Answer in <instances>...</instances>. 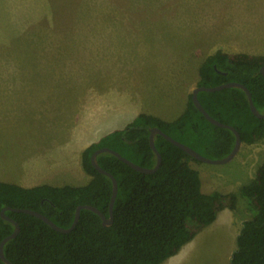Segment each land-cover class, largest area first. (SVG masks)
<instances>
[{
    "label": "rangeland",
    "instance_id": "rangeland-1",
    "mask_svg": "<svg viewBox=\"0 0 264 264\" xmlns=\"http://www.w3.org/2000/svg\"><path fill=\"white\" fill-rule=\"evenodd\" d=\"M223 30L264 52V0H0V82L22 84L14 92L20 94L0 96V172L6 179L29 178L46 162L40 154L70 150L71 125L76 134L85 131L77 126L84 117L81 96L92 88L85 82L104 68L115 67L113 77H99L98 86L114 81L122 104L163 109L200 60L221 49L208 42L218 34L226 37ZM105 43L119 48V58H107L115 53L111 48H102L100 57ZM42 106L48 114H37ZM75 159V169L53 175L85 185L91 176L81 156ZM262 161L264 139L243 143L229 163L191 160L205 192L232 190L238 200L235 226L205 227L181 250L179 264L230 262L241 221L253 215L240 189ZM36 177L31 182H39Z\"/></svg>",
    "mask_w": 264,
    "mask_h": 264
},
{
    "label": "trees",
    "instance_id": "trees-1",
    "mask_svg": "<svg viewBox=\"0 0 264 264\" xmlns=\"http://www.w3.org/2000/svg\"><path fill=\"white\" fill-rule=\"evenodd\" d=\"M263 66L264 54L218 50L200 65L197 86L239 82L251 91L255 106L264 113ZM198 96L211 117L237 129L243 143L264 139V118L253 113L242 88L200 91ZM155 127L211 159L225 158L236 144L233 130L210 122L191 93L176 120L142 113L126 127L110 131L86 147L82 165L91 179L85 185L25 187L0 181V244L15 229L2 216L4 209L21 227L18 236L5 244L7 259L12 264H162L212 225L221 211L235 210L237 193L205 192L200 172L190 163L196 159L157 134L162 164L153 173L140 172L110 152L98 155L101 167L119 185L111 226H104L94 211L82 209L74 229L62 233L35 215L16 211H38L63 228L72 225L80 205L95 206L109 217L113 182L94 167L92 155L108 147L140 166L153 168L157 155L150 134ZM240 194L248 200L253 215L243 222L236 250L226 264H264V161ZM0 264H6L1 257Z\"/></svg>",
    "mask_w": 264,
    "mask_h": 264
},
{
    "label": "crops",
    "instance_id": "crops-1",
    "mask_svg": "<svg viewBox=\"0 0 264 264\" xmlns=\"http://www.w3.org/2000/svg\"><path fill=\"white\" fill-rule=\"evenodd\" d=\"M223 31L226 32L227 34L226 37H223V34L221 35L218 34L216 37H214L212 40L208 42L209 46L211 44L222 45L221 49H218V50H221V51H224L230 54H235V53L264 54V52L261 51L262 49L253 47L251 43L247 45L246 44L241 45L242 41L241 43L238 42L237 39H234L230 36L231 34H229L228 31H225V30ZM100 32L102 33V31ZM102 48L108 49L111 47H108V44L106 43L103 44V46L100 47V51H99L100 57H103ZM111 49H114L115 53L113 56L111 55V57L107 56V58H111V59L119 58V54L116 52L117 50H119V48H111ZM200 61L201 62H199V64H197V66L193 68L194 71L190 73V75H193V76H191L185 82V84L182 85V88L179 91H175L174 94L173 93L171 94L169 104L162 106L163 109H161L160 107L158 108L147 107L145 106L144 103H140V104L137 103V105L122 104V102L115 95V90L118 87V85L114 83V81L112 82L111 86H108V85L104 86L102 84L98 86V83H97V79L99 80V77L102 78V76L104 75L108 76V80L112 79L113 77L112 70L115 67H112L110 70H108L107 68H104L102 73H100V68H98L97 71H99L100 76L98 78L91 79L85 82V86L90 85L92 88H89L88 90H86L85 93L81 96L82 98H84V104L82 101L80 102V105L81 104L83 105L82 110H84V117H82V120L78 122V124L80 123L81 124L77 126L78 128L83 129V131L85 130L84 135L76 134L75 132L76 125L74 126L71 125V138H70L71 149L70 150L65 151V152H62V151L55 152V155L46 154V153L40 154L39 156L41 157L40 161L41 162L46 161V162L41 163L42 167L36 168L37 171L35 173H32V175L29 178H26L25 175H23L19 181H17L16 179H10V178L6 179L5 175L0 172V181L16 183V184H19L25 187H32V186L41 185V184H50V185H55V186H63L67 184L71 185V183L60 182L59 179H56V176L58 174L55 176L53 175L54 174L53 172L54 171L56 172L59 169L61 170H70L72 168L75 169V165L77 164L75 156L76 155L81 156L80 163H82L81 154L83 153L85 148L88 147L91 143L100 139L102 136H104L108 132L113 131L115 129H121V128L126 127L139 114H142V113L152 115V116L161 118L166 121H174L178 117H180L186 108L189 95L193 92L194 88L197 87V84L199 81V68L202 62L204 61V59ZM101 66L102 64L100 65V67ZM183 73H184V70L182 69L179 73V76L183 77ZM100 81L102 80L100 79ZM21 85L22 84L20 83H1L0 82V96L9 97V96L20 94V93L16 94L14 92L18 91ZM39 95H42V98H45L43 94H39ZM109 110H113V111L108 113ZM46 113L47 111L44 110L43 106L37 110V114L45 115ZM0 170H5V168L4 169L0 168ZM45 172H50L51 174L46 175ZM51 176L53 178H51ZM254 176H252L251 179H253ZM34 177H36V181H39V182L41 181V182L40 183L31 182ZM229 192H232V190L223 192V193H229ZM234 212L235 210H232L229 208L224 209L223 211L220 212L215 222L221 225L232 224L233 226H235L234 225L235 223V213ZM246 219L247 218L241 221V227H242L243 222ZM180 253L181 251L177 255L168 259L165 263L166 264H179L180 259L178 258V256L180 255Z\"/></svg>",
    "mask_w": 264,
    "mask_h": 264
},
{
    "label": "water",
    "instance_id": "water-1",
    "mask_svg": "<svg viewBox=\"0 0 264 264\" xmlns=\"http://www.w3.org/2000/svg\"><path fill=\"white\" fill-rule=\"evenodd\" d=\"M261 71H262V73L264 75V66L262 67ZM227 87L242 88L246 92V94L248 96L249 104H250V107H251V110L253 111V113L259 118H264V113H261L257 109V107L255 106L251 91L245 85H243V84H241L239 82H229V83L222 84V85L215 86V87L197 86V87L194 88V90L192 92V99H193V102L196 105V107L205 115V117L210 122L214 123L215 125L221 126V127H228L231 130H233V132L236 135L235 147L232 150V152L228 156H226L225 158H222V159H211V158H208V157L200 154L199 152H197L196 150H194L190 146H188V145H186V144H184V143H182L180 141H177L174 138H172L171 136L165 134L160 128L155 127V128L151 129V134H150V144H151L152 149L154 150V152L157 155V163H156L155 167H153V168H146V167L140 166V165L132 162L131 160L125 158L119 152H116V151H114V150H112V149H110L108 147L100 148V149L96 150L94 152V154L92 155L91 160H92V163H93L94 167L99 172L109 176L112 179V182H113V190H112V196H111L110 207H109V212H110V216L109 217H107L101 210H99L95 206H92V205H80L76 209L75 218H74V221H73L72 225L69 228H63V227L57 225L55 222H53L49 217H47L46 215H44V214H42V213H40L38 211L30 210V209H24V208L23 209H16V211H22V212H26V213L35 215L38 218L44 220L47 224H49L55 230H57L59 232H62V233H68V232H71L74 229V227L77 225V223H78V221L80 219L81 210L82 209H89V210L94 211L95 213L100 215V217L102 218L104 226H106V227L111 226L113 224L114 205H115V201H116V198H117V195H118L119 185H118L117 179L110 172L106 171L105 169H103L101 167V165L98 162V155L100 153H103V152H110V153H113L119 159H121L122 161L126 162L131 167H133L134 169H136V170H138L140 172L153 173L157 169H159V167L162 164V156H161L159 150L157 149L156 143H155V138H156L157 134L163 135L167 140H169L170 142H172L173 144H175L179 148H181L184 151H186L188 154H190L194 159H196L198 161L205 162V163H213V164L229 163L230 161H232L239 154V152H240V150L242 148L243 141H242L241 135L239 134L237 129L234 128L233 126H228V125H226V124L214 119L213 117H211L209 115V113L205 110L203 105L201 104V102L199 100V96H198L200 91L214 92V91H218V90H221V89L227 88ZM5 210L6 209H4L2 211V216L5 219H8V220L12 221L15 224V229L10 235H8L6 238H4L2 240V242L0 244V257L6 264H12L7 259V257L5 256L4 247H5V244L8 241H10V240H12V239H14L15 237L18 236V234L20 233L21 227H20V224L17 221L13 220L12 218L8 217L5 214Z\"/></svg>",
    "mask_w": 264,
    "mask_h": 264
}]
</instances>
